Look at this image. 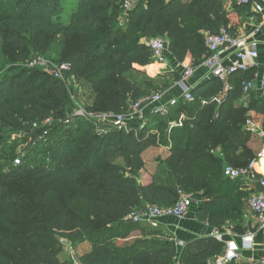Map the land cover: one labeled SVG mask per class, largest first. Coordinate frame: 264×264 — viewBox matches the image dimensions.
Instances as JSON below:
<instances>
[{
	"label": "trees",
	"instance_id": "obj_1",
	"mask_svg": "<svg viewBox=\"0 0 264 264\" xmlns=\"http://www.w3.org/2000/svg\"><path fill=\"white\" fill-rule=\"evenodd\" d=\"M121 5L122 0H78L70 24L64 25L63 0H0V36L9 67L0 81V126L6 110L16 115L8 118L7 127L24 113L33 123L55 120L51 129L36 130L32 144L44 130L49 137L38 140L25 157L17 152L19 140L9 155L0 156V264H73L62 257L61 238L72 244L87 241L90 250L78 253L81 264H176L173 246L153 238L129 243L132 226L138 225L125 218L147 206L175 205L179 190L208 198L198 217L216 229L242 213L243 198L234 196L239 184L226 178L224 169L247 167L255 158L248 146L252 133L245 126L249 112L264 117V96L252 94L246 112L236 105L244 97L243 82L253 78L249 72L232 75L227 91L226 83L212 78L193 91L194 103L180 100L167 118L157 116L143 127L109 125L101 134L95 120L65 122L73 92L63 80L20 66L61 41L56 63L71 67L78 93L84 87L91 90L86 110L118 114L167 86L135 68L154 63L149 41L165 39L176 63L184 64L190 55L197 67L209 56L204 33L235 32L221 0H140L126 18ZM248 7L235 9L243 15ZM134 74L146 80L138 81ZM173 75L181 79L179 73ZM182 113L187 116L183 126L170 129ZM155 147L169 148L170 154L160 176L140 183L142 156ZM117 157L131 161L133 172L124 174L112 162ZM141 232L156 234L147 228ZM221 247L211 239L204 250L181 254L180 264H210Z\"/></svg>",
	"mask_w": 264,
	"mask_h": 264
},
{
	"label": "built area",
	"instance_id": "obj_2",
	"mask_svg": "<svg viewBox=\"0 0 264 264\" xmlns=\"http://www.w3.org/2000/svg\"><path fill=\"white\" fill-rule=\"evenodd\" d=\"M236 5L250 6L251 0H230ZM140 0H122L121 10L124 18L133 11ZM257 12H262V7L256 6ZM259 32V28L256 33ZM206 45L209 51V56L205 59L203 65L206 67L213 78H218L222 82L228 84L229 78L232 75L241 73L245 74L250 71L259 57L257 44L250 41L246 37H241L236 34L230 33L226 29H222L217 35H209L206 38ZM147 46L152 52V58L155 63H166V56L168 53V44L165 39L157 38L149 41ZM229 58L228 61L226 58ZM25 66L29 69H40L49 74L50 76L61 79L72 89V103L70 105L71 110L68 114V118L65 121L67 124L72 123L76 118H87L95 120L93 125L96 132L103 134L106 126H113L118 129H125L129 124L146 125L145 118L143 117L142 110L146 105H153V114L160 117L167 118L170 110L177 106L179 99L169 100L164 102V95L162 92L154 93L145 99H142L131 106L124 112L118 114H98L91 113L86 110L84 105L79 102L78 90L80 84L77 83L76 77L70 73L71 67L68 64H54L51 60L44 56H35L31 60H28ZM193 71L187 70L185 77H190ZM258 82V84H256ZM243 94L245 97L251 96L257 90L260 96H264V73L259 75L255 74L250 80L243 82ZM181 88V99L187 103H194L195 96L193 89L186 83H182L179 86ZM230 89L227 85L225 91ZM217 103L222 102V98L215 99ZM55 120L48 118L42 124L35 123L36 130L40 131L47 127L53 126ZM175 127H182V119L179 123H170V129ZM245 129L252 134H258L264 137V131L260 130L257 125L250 119ZM49 137V130H44L38 135L37 141H45ZM36 141V143H37ZM34 143V145H36ZM21 157H25L24 152H20ZM264 155V152L261 156ZM16 164H19V160H15ZM256 162L253 160L247 167L235 168L233 166H227L224 169V175L231 180H238L242 178H248L252 175V170L255 168ZM260 191L252 195L248 200L249 212L255 218L256 227L252 232H248L239 236L240 244L237 240L227 241L226 233L215 231L213 236L220 242L226 243V252L223 256L217 259V261L210 264H237V260L241 257V252L244 250L252 249L254 246V238L256 234L264 236V180L259 182ZM192 195L186 193L183 190H179V199L177 203L171 207L160 206H147L142 210H134L129 214L125 220L134 225H140L144 223L155 224L159 220L164 218H174L177 220L185 219L192 206ZM81 264V263H79ZM256 264H264V259L258 261Z\"/></svg>",
	"mask_w": 264,
	"mask_h": 264
},
{
	"label": "crops",
	"instance_id": "obj_3",
	"mask_svg": "<svg viewBox=\"0 0 264 264\" xmlns=\"http://www.w3.org/2000/svg\"><path fill=\"white\" fill-rule=\"evenodd\" d=\"M184 2H191L192 0H183ZM225 10L229 13V17L232 21L231 27L234 28V33L241 37H246L250 41L257 44V49L259 57L255 62V66L248 71L250 77H254L255 74L264 73V0H251V5L249 8V13H244L239 15L236 12V5L230 0H221ZM256 6L262 7V12L256 11ZM259 28V32L256 33ZM206 38L211 35L209 33H204ZM228 61L229 58H226ZM205 61V58H204ZM204 63V62H203ZM203 63L197 67H193V59L189 55L184 64H178L174 59L167 53L166 63L151 64L147 67L140 68L141 71L150 76L151 79L157 80L159 85L165 86V84H160L161 80L167 78L168 86L160 90L164 95V102L174 99H181V88L180 84L186 83L193 91L197 90L200 86L208 83L213 77L209 70L204 67ZM139 67V66H138ZM192 70L193 73L190 77H185L187 70ZM179 73L181 76L180 80L173 78V73ZM163 75V76H162ZM173 75V76H172ZM236 78H243L238 75ZM229 83V81H228ZM258 84V82H256ZM229 84H226V86ZM226 88V87H225ZM255 96H260L257 90L253 93ZM252 96V95H251ZM250 97V96H249ZM223 98V95L220 96ZM248 98V97H246ZM179 103V102H178ZM221 104V103H218ZM237 105V102H236ZM153 105H146L142 110L143 117L145 118L146 124L152 122L157 116L153 114ZM159 117V116H158ZM182 119L183 122L187 120V116L182 113L179 120L171 123H179ZM251 120L257 125L260 130L264 131V117L258 113H252ZM157 132V131H156ZM249 148L255 155L254 161L256 162L255 168L252 170V175L248 178L238 179L239 184L238 189L234 192V196H242L243 204L241 205V215L239 219L232 220L224 225L222 228H214L208 224L206 219L198 217V211L201 205L208 201V198L200 192L192 195L193 206L188 214V216L183 220H177L174 218H164L159 220L155 224L144 223V227L154 231L156 234L152 238L161 243L162 245L173 246L176 248L177 257L176 264H180V256L184 252L189 254L197 253L198 251L204 250L210 243L211 239H215L217 242L221 243V252L211 260L210 263L217 261L218 258L223 256L226 252V243L218 241L214 236L215 231H220L221 233H226L227 241L237 240L240 246L239 236L252 232L255 230L256 221L255 218L249 212L248 200L252 195L257 194L260 191L259 182L264 180V137L258 134H252L251 139L248 143ZM221 152L218 148L217 151ZM169 148L166 147H155L151 148L143 154V159L145 163L146 170L141 172L140 183L149 184L153 181V178L161 175L159 172L160 167H163L164 161L169 156ZM146 157L150 158L147 162ZM147 162V163H146ZM251 163V162H250ZM149 167V168H148ZM159 173V174H158ZM211 208H213L211 206ZM131 238V237H130ZM130 238L128 240H130ZM127 240V241H128ZM83 250L89 251L90 245L85 247ZM264 259V236L261 234H256L254 238V246L252 249L244 250L241 252V257L237 260V264H256L258 261Z\"/></svg>",
	"mask_w": 264,
	"mask_h": 264
},
{
	"label": "rangeland",
	"instance_id": "obj_4",
	"mask_svg": "<svg viewBox=\"0 0 264 264\" xmlns=\"http://www.w3.org/2000/svg\"><path fill=\"white\" fill-rule=\"evenodd\" d=\"M63 2H64L65 9H64V13L61 16L60 21L64 25H69L71 22V17L73 15V13L78 8V0H63ZM60 50H61V41H59L58 44L56 45V47H54L49 53L44 55V57L51 60V62H53L54 64H56L57 60L59 59L58 56H59ZM31 57L32 58L35 57L34 54H32ZM20 66L25 67V65H23V64H20ZM135 68L140 70V68H144V67H141V66L138 67V65H135ZM8 71H9V67H8V63L6 62V60L4 58V50L2 47V38L0 36V81L2 80V78L6 74V72H8ZM146 77H150V76H148V74L146 73ZM146 77H144L143 75L134 74V78H136L138 81H144V80H146ZM160 82H161L160 84L166 83V85L168 86L167 83L170 81L167 78H164ZM90 95H91V90L89 91L88 88L84 87V89L78 95L79 102H81L82 105H84V104L86 105L90 101ZM250 100H251L250 97L246 98L244 96V97H242V99L237 101V105L240 108H243V110H245V112H246L247 108H249V101ZM10 114H11V112H9V110L5 111L4 119H3L4 122L0 126V128H1L0 129V156H7V155H9V153L12 152L14 147H12L13 145H11V144L14 142V140H19V143H20L19 144L20 148L19 147L17 148L18 154L20 152H24L25 154H28L34 148L33 147L34 143L32 144V141L34 140L33 135H35V132H36V128L34 126V124L36 122L33 123V121L30 122L31 119L24 118V117H26L25 116L26 113H24L25 115L22 116L23 118H20V116H19V119L13 123V124H15L14 126H12V124H11L10 127H7L5 125L8 122V118L11 117V119H14L16 117V115L13 114L11 116ZM247 116H248V118L250 117V119H251L252 113L249 112L247 114ZM153 128H155V131H157L158 134L161 133V129L157 128L155 125H153ZM149 160H150V158L146 157V161L148 162ZM112 162L115 163L116 165L122 167L123 173L126 175L132 173L133 170L135 169L133 164L131 163V161H127L122 157H117V158L113 159ZM144 170H146L145 167H144ZM140 178H141V175H140ZM132 227H134V229L131 233L130 240H128L129 243L138 242V240L147 241L148 239L150 240V238H152L151 235H145V236L142 235L141 230L143 228H147V227H144V224H140L138 226H132ZM86 242L87 241H85L84 243L72 244L66 238H61L60 244H62V246H63L62 257L64 259L70 260L73 264H79L80 261H79L78 253L81 249H84L86 246L87 247L89 246V244ZM117 243L119 246L124 245L123 241H119Z\"/></svg>",
	"mask_w": 264,
	"mask_h": 264
}]
</instances>
